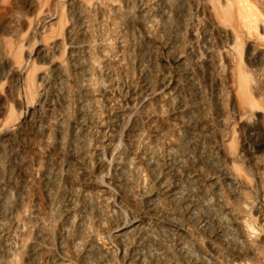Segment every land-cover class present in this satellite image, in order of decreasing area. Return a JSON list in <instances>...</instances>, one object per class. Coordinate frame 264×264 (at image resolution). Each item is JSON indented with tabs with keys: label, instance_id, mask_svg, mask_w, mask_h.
Instances as JSON below:
<instances>
[{
	"label": "rangeland",
	"instance_id": "374dc122",
	"mask_svg": "<svg viewBox=\"0 0 264 264\" xmlns=\"http://www.w3.org/2000/svg\"><path fill=\"white\" fill-rule=\"evenodd\" d=\"M237 2L0 0V264H264V0Z\"/></svg>",
	"mask_w": 264,
	"mask_h": 264
},
{
	"label": "bare ground",
	"instance_id": "6f19581e",
	"mask_svg": "<svg viewBox=\"0 0 264 264\" xmlns=\"http://www.w3.org/2000/svg\"><path fill=\"white\" fill-rule=\"evenodd\" d=\"M240 1H242V0H238V2H240ZM238 2H237V3H238ZM144 3H145V2H144ZM246 3H247V2H246ZM246 3H245V4H246ZM169 4H170V3H169ZM210 4H211V3H210ZM224 4H225V3H224ZM196 5H197V4H196ZM241 5L243 6V3H242ZM246 5H247V4H246ZM214 6H215V5H214ZM244 6H245V5H244ZM248 6H249V4H248ZM248 6H247V8H248ZM227 7H228V6H227ZM240 8H241V7H240ZM243 8H244V7H243ZM249 8H250V7H249ZM217 10H218V9H217ZM241 10H242V8H241ZM250 10H251V9H250ZM149 11H150V10H149ZM215 11H216V9H215ZM218 11H219V10H218ZM222 11H223V10H222ZM228 11H230V10H228ZM216 12H217V11H216ZM246 12H247V11H246ZM219 13H220V12H219ZM227 13H228V12H227ZM242 13H243V11H242ZM250 13H251V12H250ZM254 14H255V13H254ZM215 15H216V14H215ZM229 15H232V14H229ZM241 15L244 16L245 14H241ZM248 15H249V14H248ZM248 15H247V16H248ZM95 17H96V16H95ZM220 17L222 18V16H220ZM229 17H230V16H229ZM225 18H226V17H225ZM232 18H233V17H232ZM232 18H231V19H232ZM90 19H91V18H90ZM92 19H93V18H92ZM121 19H122V18H121ZM222 19H223V18H222ZM231 19H230V20H231ZM223 20H224V19H223ZM223 20H222V21H223ZM219 21H220V20H219ZM251 21H252V20H250V22H251ZM257 21L259 22V20H257ZM223 22H224V21H223ZM246 23H247V22H246ZM255 23L257 24V22H255ZM248 24L250 25V24H252V22H251V23H248ZM256 24H255V25H256ZM258 24H259V23H258ZM249 25H248V26H249ZM255 25H254V26H255ZM254 26L252 25V28H251V26H250L249 28H250V29H254ZM257 26H258V25H257ZM257 28H258V27H257ZM93 29H94V28H93ZM247 29H248V28H247ZM255 29H256V28H255ZM255 29H254V31H255ZM249 33H250V35H251V32H250V31H249ZM225 34H226V33H225ZM258 34H259V33H258ZM84 40H85V39H84ZM83 43H84V42H83ZM80 46H81V45H80ZM230 46H231V45H230ZM86 48H87V47H86ZM239 49H240V48H239ZM86 50H87V49H86ZM240 50H241V49H240ZM88 52H89V51H88ZM253 52H254V51H253ZM90 54H91V53H90ZM252 56H253V55H252ZM254 56H255V55H254ZM130 61H131V59H130ZM128 65H129V64H128ZM112 68H113V67H112ZM91 69H92V68H91ZM118 69H119V68H118ZM122 69H123V68H122ZM88 70H89V68H88ZM90 71H91V70H90ZM146 73H147V72H146ZM242 76H243V75H242ZM243 79H244V78H243ZM244 83H245L244 81L241 83V90H242V88L245 87ZM62 87H63V86H62ZM154 87H155V86H154ZM151 89H152V88H151ZM135 90H136V89H135ZM76 91H77V90H76ZM147 91H148V90H147ZM143 92H144V91H143ZM241 92H243V91H241ZM146 93H147V92H146ZM74 95H75V94H74ZM148 95H149V94H148ZM242 95H243V94H242ZM28 96H29V95H28ZM246 96H247V94H246ZM29 97H30L29 99H31V96H29ZM18 98H19V97H18ZM244 98H245V97H244ZM153 104H154V103H153ZM144 106H145V105H144ZM116 113H117V112H116ZM116 116H117V114H116ZM121 118H122V117H121ZM83 131H84V130H83ZM97 133H98V132H97ZM111 134H112V133H111ZM101 139H102V138H101ZM121 141H122V140H121ZM128 141H129V140H128ZM87 142H88V141H87ZM140 142H141V141H140ZM85 143H86V142H85ZM103 143H104V142H103ZM127 143H128V142H127ZM112 145H113V144H112ZM116 145H117V142H116ZM118 145H119V144H118ZM109 146H110V145H109ZM126 148H127V147H126ZM94 149H95V147H94ZM98 157H99V156H98ZM116 158H117V157H116ZM87 161H88V160H87ZM91 162H92V161H91ZM104 165H105V164H104ZM104 169H105V168H104ZM111 173H112V172H111ZM123 173H124V172H123ZM45 176H46V175H45ZM23 210H24V209H23ZM22 212H23V211H22ZM25 212H26V211H25ZM25 212H24V213H25ZM1 216H2V215H1ZM224 220H225V219H224ZM263 220H264V219H263ZM4 221H5V220H4ZM261 222H262V221H261ZM14 226H15V225H14ZM22 226H23V225H22ZM24 227H25V226H24ZM26 227H27V226H26ZM253 228H254V226H253ZM260 228H261V227H260ZM21 229H22V228H21ZM254 229H255V228H254ZM254 229H253V230H254ZM5 230H6V229H5ZM22 230H23V229H22ZM253 230H252V231H253ZM252 231H251V232H252ZM254 232H256V231L254 230ZM254 232H253V233H254ZM0 233H1V232H0ZM252 237H253V236H252ZM14 238H15V237H14ZM18 238H20V237H18ZM250 238H251V237H250ZM253 238H254V237H253ZM254 239H255V238H254ZM7 247H8V246H7ZM20 248H21V246L16 247V245H15V248H14V249H15V253H14V255L12 254V260L10 261V263L16 264V261L19 259V258L17 259V257H18V252H17V250L20 251V250H21ZM19 249H20V250H19ZM21 252H22V251H21ZM16 253H17V254H16ZM21 254H22V253H21ZM39 254H40V253H39ZM50 255H51V254H50ZM13 256H14V258H13ZM45 256H46V255H45ZM41 258H42V257H41ZM17 262H18V261H17ZM45 262H46V260H45ZM49 263H50V262H49Z\"/></svg>",
	"mask_w": 264,
	"mask_h": 264
}]
</instances>
